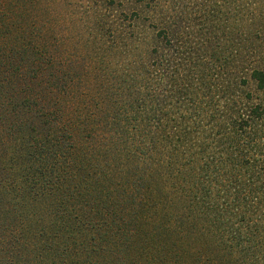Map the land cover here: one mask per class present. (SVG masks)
<instances>
[{"label": "trees", "instance_id": "obj_1", "mask_svg": "<svg viewBox=\"0 0 264 264\" xmlns=\"http://www.w3.org/2000/svg\"><path fill=\"white\" fill-rule=\"evenodd\" d=\"M26 1L0 0V264H264L263 18L213 0L77 61Z\"/></svg>", "mask_w": 264, "mask_h": 264}, {"label": "rangeland", "instance_id": "obj_2", "mask_svg": "<svg viewBox=\"0 0 264 264\" xmlns=\"http://www.w3.org/2000/svg\"><path fill=\"white\" fill-rule=\"evenodd\" d=\"M158 1L163 7L162 10H165L170 18L165 19L163 12L153 10V0H27L24 2L22 18H25L23 24L27 31L29 26L33 27L34 23L45 22L44 25L49 28L52 40L57 45L59 44L60 57H62L63 44H68L72 47L69 51L71 57L76 58L77 61H88L90 59L88 55L94 48L93 44L100 45V47H95L101 50L110 41H115L117 45L122 43L130 45L127 49L122 47L118 54L119 60H117L125 62L123 60H132L137 54L139 55L138 52L142 50V46L152 40L157 26H162L160 25L162 19L166 20V25L179 27L187 24V20L191 19L195 12L204 18L215 16V14L208 16L206 11L211 9L207 6L213 0ZM224 1L225 5L219 14L223 18L222 22L229 19L228 26L236 15L244 21L251 12L263 18L260 40L256 42L261 44L260 53L264 56V0H239L240 8L234 12V1ZM251 1L257 3V6H249ZM228 4L230 6H227ZM246 9H248V14L244 12ZM172 13L174 17L171 18L169 14ZM156 15L160 16L156 17ZM184 29L191 35L186 36L187 40H192V27L185 25ZM122 50L125 53H122ZM56 55L59 56L58 53ZM98 57L103 61V56ZM101 65L104 66L103 63Z\"/></svg>", "mask_w": 264, "mask_h": 264}]
</instances>
